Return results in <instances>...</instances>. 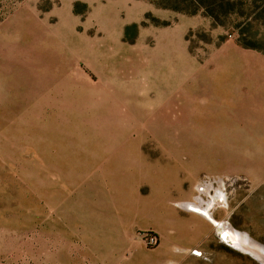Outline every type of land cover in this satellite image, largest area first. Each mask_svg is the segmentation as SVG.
<instances>
[{"label": "rangeland", "instance_id": "obj_1", "mask_svg": "<svg viewBox=\"0 0 264 264\" xmlns=\"http://www.w3.org/2000/svg\"><path fill=\"white\" fill-rule=\"evenodd\" d=\"M149 209L214 226L179 264H264V0H0V264H111Z\"/></svg>", "mask_w": 264, "mask_h": 264}, {"label": "crops", "instance_id": "obj_2", "mask_svg": "<svg viewBox=\"0 0 264 264\" xmlns=\"http://www.w3.org/2000/svg\"><path fill=\"white\" fill-rule=\"evenodd\" d=\"M149 217H152V220L150 223L146 225H140L135 219L132 221H129L127 223V229L126 234L130 237H123L122 243L118 244L115 243L114 247L115 249L111 251V264H136L135 260H133L132 255L136 251H144V252H151L146 251L143 247V241L140 239V237H137V231L147 228H152L159 234V245L156 249L153 251H158V253L163 258L162 264H179L180 259L179 257L173 253L172 247L176 248L179 247L180 249H191V248H204L207 246V244L210 242L213 237H215V228L212 225L211 221H209L207 218L196 214V213H181L179 209H177L180 216H192L194 219V224L192 226V232L194 233V237H188L190 241L194 242V245L191 248L188 247H180L177 245V240L174 239V232L176 233L179 229V226L174 224V222L170 223L171 217L169 214L165 215L163 213H160L157 209H149ZM166 219V220H165ZM167 221V222H166ZM172 224V225H171ZM124 226L126 224H123ZM188 229L187 231H189ZM190 232V231H189ZM170 246V247H169ZM178 249V250H180ZM130 251V258L131 260H128L127 258V252ZM120 253V254H119ZM182 258V257H181ZM197 261H195L196 263ZM145 264V263H143Z\"/></svg>", "mask_w": 264, "mask_h": 264}, {"label": "built area", "instance_id": "obj_3", "mask_svg": "<svg viewBox=\"0 0 264 264\" xmlns=\"http://www.w3.org/2000/svg\"><path fill=\"white\" fill-rule=\"evenodd\" d=\"M203 186H198L199 189L200 187L201 188H204L205 186L208 187L204 190V194L208 195L210 194L211 192H215L214 188H213V183H211L209 180H204L202 183H201ZM210 185V186H209ZM209 196V195H208ZM214 204L215 202L212 201V204H211V207H214ZM213 205V206H212ZM144 235L143 239L144 241L147 243V245L149 246H156V244L159 243V237L156 233H154L153 231H144L142 232Z\"/></svg>", "mask_w": 264, "mask_h": 264}, {"label": "bare ground", "instance_id": "obj_4", "mask_svg": "<svg viewBox=\"0 0 264 264\" xmlns=\"http://www.w3.org/2000/svg\"><path fill=\"white\" fill-rule=\"evenodd\" d=\"M229 226V224H227ZM247 236L240 237L239 242L237 243L239 245V248H241L244 251H248L252 253L257 258L261 259V261L264 262V247H258L254 241L249 240L246 238ZM249 237V236H248Z\"/></svg>", "mask_w": 264, "mask_h": 264}, {"label": "water", "instance_id": "obj_5", "mask_svg": "<svg viewBox=\"0 0 264 264\" xmlns=\"http://www.w3.org/2000/svg\"><path fill=\"white\" fill-rule=\"evenodd\" d=\"M259 259V258H258ZM261 261V259H259ZM263 262V261H262Z\"/></svg>", "mask_w": 264, "mask_h": 264}]
</instances>
